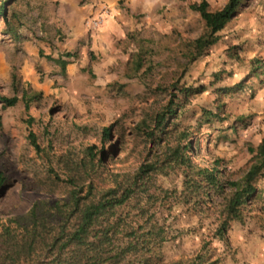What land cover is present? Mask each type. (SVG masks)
Segmentation results:
<instances>
[{
    "label": "rangeland",
    "instance_id": "rangeland-1",
    "mask_svg": "<svg viewBox=\"0 0 264 264\" xmlns=\"http://www.w3.org/2000/svg\"><path fill=\"white\" fill-rule=\"evenodd\" d=\"M199 1L7 3L19 39L0 16V97L15 95L18 101L0 102V220L24 214L36 201L65 196L63 188L48 192L46 171L49 164L59 171L57 157L68 149L103 147L109 172L150 160L154 149L149 151L137 126L146 121L152 128L154 114L175 95L176 116L168 117L165 142L187 147L194 166L216 169L223 187L216 190L203 181L195 194L178 169L157 177L161 187L178 193L155 206L171 233L162 246L164 257H195L206 242L207 264H264V170L253 183L254 195L240 206L241 217L228 220L222 239L214 237L225 219L228 183L246 173L264 134V95L259 96L264 55L256 52L257 36L249 26L263 0H243L215 43L189 63V45L205 31L189 8ZM208 2L216 10L226 0ZM58 57L67 61L65 70L53 61ZM23 91L40 95L26 107ZM108 126L111 133L104 138ZM182 131L186 136L175 141ZM180 191L192 200L184 201Z\"/></svg>",
    "mask_w": 264,
    "mask_h": 264
},
{
    "label": "trees",
    "instance_id": "trees-1",
    "mask_svg": "<svg viewBox=\"0 0 264 264\" xmlns=\"http://www.w3.org/2000/svg\"><path fill=\"white\" fill-rule=\"evenodd\" d=\"M10 1L0 2V16L7 31L19 39L16 26L7 17L6 5ZM243 4V0H226L216 10L209 9L208 0L189 4L205 27L204 33L189 45V63L215 43L216 34L238 14ZM53 61L65 70L67 61L61 57ZM137 64L141 66L140 59ZM236 86L239 88L240 84ZM187 90L182 92L187 94ZM39 95V92L23 91L21 99L27 107ZM174 99L175 95H171L164 108L154 114L152 128L146 121L137 126L151 144L149 151H154L150 160H143L132 170L109 172L105 149L94 143L61 153L56 160L59 171L49 164L48 192L63 188L65 196L52 203L36 201L24 214L0 220V264H207L206 242L203 253L186 260H167L162 252L171 233L168 225L157 217L155 206L162 200L176 199L178 193L161 187L157 177L178 169L183 172L190 192L195 194L204 188L203 181L216 190L223 187L216 169L194 166L185 154L187 147L178 142L175 145L165 142L162 134L167 132L168 117L176 116ZM17 101L15 95L0 97L3 106H12ZM204 114L212 113L204 110ZM110 133L111 127L102 129L104 138ZM185 136L186 132L182 131L174 140ZM29 138L38 149L33 133ZM263 170L264 134L246 173L240 180L228 183L232 192L225 200V219L214 231L217 240L224 237L228 220L241 217L240 206L254 195L253 183ZM189 194L179 192L186 202L193 198Z\"/></svg>",
    "mask_w": 264,
    "mask_h": 264
},
{
    "label": "crops",
    "instance_id": "crops-1",
    "mask_svg": "<svg viewBox=\"0 0 264 264\" xmlns=\"http://www.w3.org/2000/svg\"><path fill=\"white\" fill-rule=\"evenodd\" d=\"M258 3V2H257ZM263 4L261 6H258L257 9V16L253 18L251 24L249 26L253 27V36H257V40L255 43H257L258 45H254L255 47H257L256 52H260L259 50L262 51L261 54L264 55V48H261L262 45H264L263 41H264V0L262 2ZM241 14V13H239ZM230 22H228L229 24ZM227 24V25H228ZM264 95V89H263V94L260 93L259 96Z\"/></svg>",
    "mask_w": 264,
    "mask_h": 264
}]
</instances>
